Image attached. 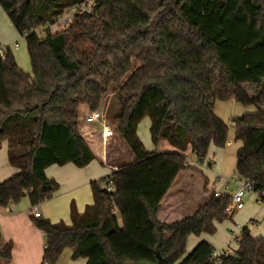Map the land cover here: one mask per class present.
Listing matches in <instances>:
<instances>
[{
    "label": "trees",
    "instance_id": "obj_1",
    "mask_svg": "<svg viewBox=\"0 0 264 264\" xmlns=\"http://www.w3.org/2000/svg\"><path fill=\"white\" fill-rule=\"evenodd\" d=\"M84 1L0 0L31 64L26 72L0 40V148L8 143L17 169L0 182V207L52 199L60 184L49 166L82 168L96 158L80 131V108L97 111L113 89L118 106L109 113L134 159L91 183L94 201L83 212L71 203L70 224L31 215L45 236L42 264H57L66 248L86 264H264V236L248 224L234 252L216 256L207 240L187 252L190 235L214 234L232 218L231 193L211 191L175 222L157 218L180 172L197 170L189 155L202 163L211 145L226 146L217 101L253 107L232 120L242 143L235 173L264 195V0H94L91 12L75 11L52 30ZM145 117L154 150L137 133ZM2 242L0 233V262L10 261L13 243Z\"/></svg>",
    "mask_w": 264,
    "mask_h": 264
},
{
    "label": "crops",
    "instance_id": "obj_2",
    "mask_svg": "<svg viewBox=\"0 0 264 264\" xmlns=\"http://www.w3.org/2000/svg\"><path fill=\"white\" fill-rule=\"evenodd\" d=\"M20 37L22 36L20 35ZM1 43L3 46H10L13 53L15 54L19 66L22 67L26 72H30L31 64L25 60L20 62L17 56V48L7 44L8 42H2V40ZM223 103H235L233 105H237L239 103H237L232 98L228 101H217L215 105V113L229 126L231 120H229V118L225 119L223 115L227 109L226 107L228 106ZM84 110H87V106L82 105L80 108V113ZM146 119L147 117H145L139 123L137 133L145 148L147 150H154L155 147L152 139L148 142L146 141L145 143L140 136L139 131L143 125L146 130L148 126L149 128L151 126V120L148 123ZM80 121L84 120L80 119ZM230 127L233 130H229L228 142L226 145L227 147L234 146L233 152L226 151L227 147L223 149L216 147L215 145H211L208 156L202 163L198 162L195 155H189V163L201 170L204 176V181L202 184L197 185L195 188L196 190L193 187V189L197 192L196 194L191 193V196H186L184 191H193V189L189 188L188 185L178 186L177 177L174 185L170 188L167 195L162 200L160 208L157 212V218L160 221L172 223L188 215H191L207 200L211 191L214 190L213 188L216 190H221L218 187L226 188L225 181L227 178L231 177L230 175L232 173L235 172L236 151L242 144L240 141L235 140V129L233 124ZM129 152L132 154V161L134 159V155L130 149ZM114 154H116L115 157H112L111 155L108 156L103 153L95 154L96 158L89 165L82 168L75 166L73 163H68L63 166H49L46 169V174L49 177L56 179L60 184V188L52 199L38 204L41 217L47 218L54 223L65 221L66 223L70 224L71 203L74 201L78 211L83 212L86 206L92 204L94 201L91 183L109 175L112 172L114 164L110 163L111 161L115 160L119 162L120 160H123L120 152ZM103 156H107L106 161L102 158ZM227 157H229L230 161L233 163L231 171H228L225 168V161ZM16 171L17 169L9 163L8 143L5 141L0 148V182L13 175ZM189 171L190 170L182 172H186L187 176ZM253 200H255L254 197H252L251 201ZM257 201L264 202V198L259 199L258 197ZM252 203L250 202L248 205L249 208H245V206L242 208L240 216L244 218L243 224L245 222L249 225L253 236H264V233L261 231V227L258 224L264 219V207H256ZM31 206L32 205L28 200V206L24 207H17L15 204L8 207H0V233L2 235V243L9 241L13 243L11 260H1L0 264H42L45 249V236L44 233L38 227H36L31 220V215H33L31 212ZM208 235L209 234L207 233H202L201 235H190L187 242V252H190L201 240H207L214 246L213 238L215 237H213L212 240L207 237ZM224 236L230 237L228 233H225ZM222 252L232 251L226 248H222L221 251H217L215 248L216 256ZM71 256L72 250H64L57 264H86L87 262L86 258L72 259ZM215 264L220 263L217 262Z\"/></svg>",
    "mask_w": 264,
    "mask_h": 264
},
{
    "label": "rangeland",
    "instance_id": "obj_3",
    "mask_svg": "<svg viewBox=\"0 0 264 264\" xmlns=\"http://www.w3.org/2000/svg\"><path fill=\"white\" fill-rule=\"evenodd\" d=\"M59 3L65 4L66 2L70 0H58ZM75 7L72 8H67L64 10L63 16L61 18H64L65 16H70V18L75 14ZM67 26V25H66ZM63 26L60 24L59 19L56 20V22L52 25V30L56 31L57 29H61ZM39 34H44V31H42V28H39ZM21 38V39H20ZM0 40L2 42L7 43L9 45L15 46L17 49V56L20 60V62L23 60L27 61L30 64V59L29 55L27 52V47H26V40L24 37H20L19 33L15 29L14 25L11 23L10 19L8 18L7 14L3 11V9L0 7ZM31 66V65H30ZM31 72V70H30ZM113 89H110L109 92L105 95L103 98V102L101 104V107L97 111H90L87 107V110L81 111L80 117H79V127L81 134L83 135L84 139L88 143V145L91 147L92 151L94 154H106L108 156L115 157L117 152L121 153L122 159L119 162L113 160L110 163L114 164V167L120 166L125 163L131 162V156L132 154L129 152V147L125 140L122 138L121 134L117 131V126L118 123L115 122L113 119H111V112L109 111L113 109H117L118 102L115 100V98L112 95ZM225 104L227 109L224 112V118L227 119L229 118L230 124L232 125V118L235 116H240L243 113H249L253 112V107H244L241 104L233 105L235 103H223ZM252 110V111H251ZM93 112H100L102 113L105 117V120L109 122L110 127L113 130V136L109 138L106 141L103 140L102 138V128L98 124H88L86 117L89 116ZM111 115V116H110ZM80 119L84 121H80ZM147 122H150V118L147 117ZM229 124V130H233ZM149 125V124H148ZM230 130V131H231ZM140 132V136L142 140L146 143V141L151 140V134H150V128L149 126L147 127V130L144 128V125L142 126ZM223 147V149H225ZM234 146L232 147H227L226 151L233 152ZM110 153V154H109ZM131 154V155H130ZM130 156V157H129ZM230 156V155H229ZM218 160V159H217ZM216 160V161H217ZM97 164V163H96ZM232 161H230L229 157H227L225 161V168L228 171H231L232 169ZM197 169V168H196ZM107 170V169H106ZM215 170V169H214ZM200 170H191L187 173L188 175L186 176V172H181L180 175L178 176V186L180 185H188L189 188L194 187V189L197 187L198 184L203 183V174L199 172ZM217 171V170H215ZM209 173V172H208ZM211 174V173H209ZM236 174L235 172L232 173L230 176H233ZM221 189L222 192H227V193H232L233 188L227 189L225 187H218ZM193 189V191H184V194L187 195H192L196 194L197 192ZM215 189V188H213ZM213 191V190H212ZM252 197H254L255 200H252ZM258 196L254 192H250L244 200V206L245 208H249L250 202L254 204V206H261V208L264 207V202H258L257 201ZM17 207H24L28 206V199L23 198L19 203L15 204ZM242 210V209H241ZM241 210H236L233 217L226 218L223 222L217 223L216 227L217 230L214 234H209L207 237L209 239L213 240L214 246L217 249V251H221L222 248L229 249L230 251L234 252L237 249V242L236 238L239 236L241 228L246 225L247 223L244 222V218H242L241 215ZM259 226L261 227V231L264 233V219L261 220L259 223ZM225 233H228L230 237L224 236ZM214 235V236H212ZM65 250H71L70 248H66ZM220 253V252H219Z\"/></svg>",
    "mask_w": 264,
    "mask_h": 264
},
{
    "label": "built area",
    "instance_id": "obj_4",
    "mask_svg": "<svg viewBox=\"0 0 264 264\" xmlns=\"http://www.w3.org/2000/svg\"><path fill=\"white\" fill-rule=\"evenodd\" d=\"M94 4H95L94 0H86L80 6H77L74 9H75V11H80V12H91L93 10ZM69 20H70V16H65L64 18H59V22L62 26L67 25ZM3 55H4V50L0 49V56H3ZM104 117L105 116L100 112H93L89 116L86 117V120H87L88 124H94V125L98 124L102 128V130H101L102 131V133H101L102 138L104 141L107 142V140L113 136V130L110 127L109 122H107ZM106 157L107 156H103L102 158L106 161ZM114 168H116V167H114ZM114 168H112V169H114ZM225 186L227 189L233 188V192L231 193L232 194V200H231V202L228 205L227 210H226L228 215H231L236 210H241L244 207L245 197L250 192H254L259 197V199L264 198V195H260L259 193H257L254 190V187L250 181L240 179L239 176L236 174H234L233 176L226 179ZM107 188L109 191H115V187H114L112 181H110L107 184ZM213 191H215L216 196H219L222 194L221 190L214 189ZM31 212L34 216L41 217V213L39 211L38 204L31 206Z\"/></svg>",
    "mask_w": 264,
    "mask_h": 264
}]
</instances>
